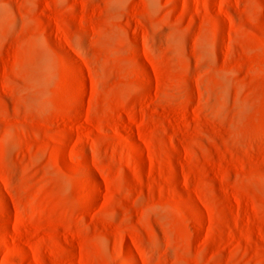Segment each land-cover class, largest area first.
Returning a JSON list of instances; mask_svg holds the SVG:
<instances>
[{
	"label": "rangeland",
	"instance_id": "374dc122",
	"mask_svg": "<svg viewBox=\"0 0 264 264\" xmlns=\"http://www.w3.org/2000/svg\"><path fill=\"white\" fill-rule=\"evenodd\" d=\"M0 264H264V0H0Z\"/></svg>",
	"mask_w": 264,
	"mask_h": 264
}]
</instances>
